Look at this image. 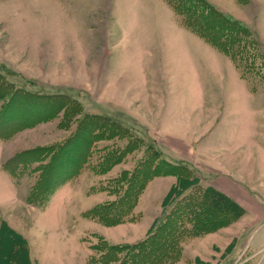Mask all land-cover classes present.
<instances>
[{"label":"rangeland","instance_id":"obj_1","mask_svg":"<svg viewBox=\"0 0 264 264\" xmlns=\"http://www.w3.org/2000/svg\"><path fill=\"white\" fill-rule=\"evenodd\" d=\"M207 1L245 23L264 56V0ZM116 4L0 0L4 80L66 96L72 104L68 115L61 110L49 122L0 139V228L24 238L29 256L43 264H86L98 236L111 244L143 239L175 183L173 177L149 181L139 175L153 145L160 160L189 164L203 186L245 210L231 226L187 240L174 264H264V80L251 75L257 90L250 92L233 63L184 28L163 0ZM133 103L128 111L126 104ZM84 116L108 118L104 122L114 126L91 147L89 137L76 144L67 165L81 162V151L91 148L86 164L75 176L52 182L43 201L31 200L40 174L34 168L49 157L16 177L1 165L24 151L64 143ZM119 152L126 153L122 160L100 172L102 157ZM135 170L134 183L145 186L131 211L134 221L109 227L87 215L122 195ZM12 245L9 236H0V264L22 258Z\"/></svg>","mask_w":264,"mask_h":264},{"label":"trees","instance_id":"obj_2","mask_svg":"<svg viewBox=\"0 0 264 264\" xmlns=\"http://www.w3.org/2000/svg\"><path fill=\"white\" fill-rule=\"evenodd\" d=\"M163 1L179 17L184 28L233 63L240 79L250 85V92L257 90L249 77L253 75L264 80V56L260 52L256 36L245 23L219 11L207 0ZM1 73L2 70L0 139H8L39 123L49 122L61 110L69 114L72 104L68 97L43 95L16 88L5 81ZM104 121L108 122L109 119L84 116L64 143L24 151L5 161L1 168L16 177L18 171L32 163H41L49 157L47 164L34 168L40 174L31 192V200L41 202L49 194L48 187L52 186V190L57 180L75 176L80 167L86 164L92 154L91 148L81 151V162H74L72 168L67 165L76 144L89 137L91 147L92 143L102 140V133L112 130L113 122L107 126ZM124 154L126 153L119 152L118 155L103 156L102 162L97 166L100 172H105L119 163ZM161 157V152L152 145L150 151H146L142 165H139L140 168L144 167V172L139 175L147 176L149 181L160 177L175 178V183L162 199L160 215L153 221L145 237L131 244H111L104 237L98 236V242L89 246L94 254L87 259L86 264H174L181 258L182 247L187 240L229 227L245 214V210L232 198L211 186H203L189 164L160 160ZM136 170L126 179V188L122 195L112 202L96 205L87 215L109 227L134 221L131 211L145 186L144 183H134L139 173ZM52 182L55 183L51 184ZM0 229V236L6 234L12 239L14 245L11 251L22 254V258L13 260L12 264H37L31 261L29 246L24 238L7 227ZM3 264L8 262L4 261Z\"/></svg>","mask_w":264,"mask_h":264},{"label":"crops","instance_id":"obj_3","mask_svg":"<svg viewBox=\"0 0 264 264\" xmlns=\"http://www.w3.org/2000/svg\"><path fill=\"white\" fill-rule=\"evenodd\" d=\"M127 2V0H103V7L104 8H118V7H120V6H118L116 3H124V2ZM114 3V4H113ZM168 6V5H167ZM121 7H122V5H121ZM169 7V6H168ZM170 8V7H169ZM171 9V8H170ZM207 45V44H206ZM211 48V47H210ZM211 49H213V48H211ZM214 50V49H213ZM216 51V50H215ZM217 52V51H216ZM206 53L207 54H209V55H211V56H213L214 57V59H216V60H219V59H221V58H219L218 56H216L215 54H213L211 51H209V50H206ZM219 53V52H218ZM220 54V53H219ZM222 55V54H221ZM116 86H117V84L115 85V84H110V86H109V88H111V89H115L116 88ZM105 87H108V86H106L105 85ZM117 89V88H116ZM112 98V97H111ZM114 100V103L116 104V105H120V106H122V104H120L119 102H117L115 99H113ZM136 103H133V104H126V106H129V108H127L128 109V111L131 109V107L133 106V105H135ZM124 105V104H123ZM169 184V183H168ZM170 185H171V183L169 184V187H170ZM139 204V203H138ZM132 224V223H131ZM150 226H151V223H150ZM149 226V227H150ZM115 227H117V226H115ZM108 240V239H107ZM109 241V240H108ZM137 241H139V240H137ZM137 241H134V242H137ZM110 242V241H109ZM134 242H130V243H134ZM121 243H127V242H119V243H113V244H121ZM30 253H31V250H30ZM30 259H31V261H33V262H36L37 264H43L42 263V261L41 260H39V259H37V258H33L31 255H30ZM44 264H46V263H44Z\"/></svg>","mask_w":264,"mask_h":264}]
</instances>
